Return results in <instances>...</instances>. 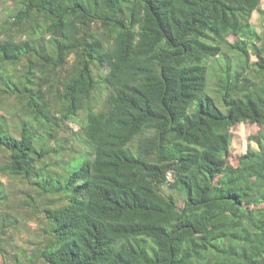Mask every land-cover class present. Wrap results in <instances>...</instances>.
I'll use <instances>...</instances> for the list:
<instances>
[{"label":"trees","instance_id":"1","mask_svg":"<svg viewBox=\"0 0 264 264\" xmlns=\"http://www.w3.org/2000/svg\"><path fill=\"white\" fill-rule=\"evenodd\" d=\"M14 2L0 23L2 259L264 264L262 0ZM242 122L257 147L234 157Z\"/></svg>","mask_w":264,"mask_h":264},{"label":"rangeland","instance_id":"2","mask_svg":"<svg viewBox=\"0 0 264 264\" xmlns=\"http://www.w3.org/2000/svg\"><path fill=\"white\" fill-rule=\"evenodd\" d=\"M15 2L14 0H0V23H3L5 19L8 17L9 13L11 12L12 8L14 7ZM262 9H264V0L261 3ZM253 23L256 25L257 29L260 30L261 28V16L260 12L256 11L253 14ZM229 39L236 40L238 37L230 36ZM230 56L234 57L235 53L233 51H229ZM72 128L77 131L79 129V124L77 122H70L69 123ZM233 133V140L231 150L233 152L234 157H237L243 153H245L249 148L257 147L256 142L252 138L258 132V126L251 124L249 122H242L231 128ZM170 179L172 180V175H170ZM15 186L14 188H16ZM164 190L171 192V190L165 185ZM176 194V193H174ZM178 197V204H183L184 195H177ZM0 264H9L6 263L1 255H0Z\"/></svg>","mask_w":264,"mask_h":264}]
</instances>
